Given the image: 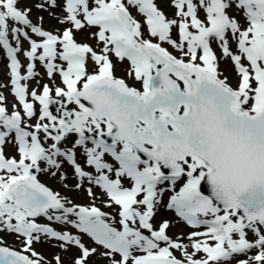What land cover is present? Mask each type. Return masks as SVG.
Listing matches in <instances>:
<instances>
[{"label": "snow or ice", "instance_id": "snow-or-ice-1", "mask_svg": "<svg viewBox=\"0 0 264 264\" xmlns=\"http://www.w3.org/2000/svg\"><path fill=\"white\" fill-rule=\"evenodd\" d=\"M0 69V264H264V0H0Z\"/></svg>", "mask_w": 264, "mask_h": 264}, {"label": "rangeland", "instance_id": "rangeland-1", "mask_svg": "<svg viewBox=\"0 0 264 264\" xmlns=\"http://www.w3.org/2000/svg\"><path fill=\"white\" fill-rule=\"evenodd\" d=\"M0 71H2V69H0ZM43 179L45 182H47L49 184V186L57 188V190H60L59 187L48 177L43 176ZM81 196H82V194L77 195L76 199L81 201V199H78V198H81ZM174 231H176V229H174ZM5 239L8 241L10 246H14V247L17 246L16 242L14 241V239L12 237L6 236ZM37 249L44 252L45 254H47L50 251L46 246H40V245H37Z\"/></svg>", "mask_w": 264, "mask_h": 264}]
</instances>
